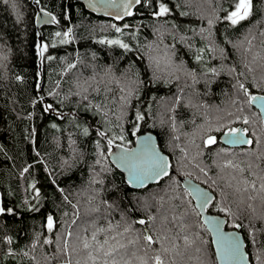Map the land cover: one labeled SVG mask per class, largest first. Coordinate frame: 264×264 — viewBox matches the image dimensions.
Masks as SVG:
<instances>
[{
	"label": "trees",
	"instance_id": "1",
	"mask_svg": "<svg viewBox=\"0 0 264 264\" xmlns=\"http://www.w3.org/2000/svg\"><path fill=\"white\" fill-rule=\"evenodd\" d=\"M238 2L141 0L115 20L79 0H0V190L12 209L0 264H218L181 175L215 193L208 210L239 224L264 264V122L250 102L264 93V0L232 24ZM161 3L170 11L157 16ZM39 8L54 23L38 27ZM239 125L253 143L223 144ZM146 130L173 172L133 188L108 153Z\"/></svg>",
	"mask_w": 264,
	"mask_h": 264
},
{
	"label": "water",
	"instance_id": "2",
	"mask_svg": "<svg viewBox=\"0 0 264 264\" xmlns=\"http://www.w3.org/2000/svg\"><path fill=\"white\" fill-rule=\"evenodd\" d=\"M81 1L87 10L101 16L108 18H113L118 20V16L122 17L121 19L130 16L135 7L140 3H137L136 0H79ZM127 13H131L130 15ZM55 17L52 13L39 8L36 16L37 26L48 25L54 23ZM249 92V90H247ZM252 96L257 98L264 97V93H254ZM251 96V97H252ZM251 104L258 109L261 114V117L264 122V101L257 99L251 101ZM237 129H241L239 135L242 139L247 140L251 139L249 135L248 128L243 125L237 126ZM247 130L246 132L243 130ZM220 141L228 146H246V143H230V136L228 135V130L221 133L219 137ZM130 154L133 163L136 164L139 168H143L146 162L150 161L154 155L162 157L168 165V174L160 176L155 179H146L143 183L140 180L132 179V173L130 168L125 164L122 157L125 154ZM109 159L111 162L124 174L126 180L130 183L133 188H142L152 183H158L164 177H167L173 172V161L171 156L165 152L160 144L156 133L152 130H146L139 133L134 143L131 146H124L121 144H115L111 147L108 153ZM180 181L182 185L189 191L191 196L194 199V203L200 212L201 219L208 228L211 237L212 243L215 249L216 258L218 264H232V262L225 257L223 254V247L226 241L233 238H238L240 244V251L243 253L245 259L241 264H253L250 259V254L246 247V240L240 228L237 227H228V217L221 213H213L208 211L209 205L215 200V193L207 186L197 181L191 176L181 175ZM131 180V182H130ZM206 194L207 201L205 202L202 199V196ZM0 207H3V196L0 190ZM1 214V213H0Z\"/></svg>",
	"mask_w": 264,
	"mask_h": 264
},
{
	"label": "snow or ice",
	"instance_id": "3",
	"mask_svg": "<svg viewBox=\"0 0 264 264\" xmlns=\"http://www.w3.org/2000/svg\"><path fill=\"white\" fill-rule=\"evenodd\" d=\"M137 3H140L141 0H136ZM253 4H252V0H239V2L236 4L235 6V10L231 12L230 15H228L226 17V19L230 20L232 22V24H236L238 23V21L243 20L245 18H247L252 10ZM169 8L161 3L159 6V10L155 13V15L157 16H162L165 15L169 12ZM127 14H131V13H127ZM118 19H121L122 17H117ZM70 31L65 32L64 36L67 37L70 35ZM117 31H120L119 28H117ZM57 36H60L61 34L58 32L56 33ZM68 41L66 39L61 40V43H67ZM108 43L111 44H120L121 47L127 49L128 45L127 44H123L121 41L119 40H112V41H108ZM48 48L47 44H44L41 48V55H43V52L46 51ZM49 59H51V57H49ZM197 59H199V57H197ZM213 71H215L213 69ZM241 88H243V85H241ZM245 92L247 93V89H245ZM257 99H260L262 101H264V97H260L257 98L255 96H252L250 98L251 101H255ZM49 108L51 107V105L48 106ZM262 107H264V105H262ZM47 110V109H46ZM138 118H142V117H138ZM245 123H247V121H245ZM241 129H237V128H230L228 129V135L230 136V143H246L251 145L253 143V141L251 139H247L244 140L242 139V137L239 135V133H241ZM243 131H247L246 129ZM101 135H103V133H101ZM120 139H123V137H120ZM112 141L109 140V144H111ZM208 144H214L216 143V138L215 137H209L207 140ZM122 159L124 160L125 164L130 168V171L132 173V179H136V180H140L141 183L144 182V180L146 179H155V178H159L160 176L163 175H167L168 174V165L166 163V161L162 158L159 157L158 155H154L153 158L146 162L145 166L143 168H139L136 164L133 163V160L130 157V154H125L124 157H122ZM131 182V180H130ZM253 187H255V185H252ZM261 188H264V184L261 185ZM202 199L206 202L207 201V196L206 194H204L202 196ZM5 211L11 212L12 209H5L3 207H0V213H4ZM139 223L143 224L145 223V221L140 220ZM47 227L49 229H51L53 227V219L51 216L48 217V222H47ZM235 227L239 228L240 225L237 224L235 225ZM69 236H71V233H68ZM145 240H147L149 242V244L155 243V241L153 240V237L151 235H148L146 237H144ZM93 240H95V237H93ZM47 243H51V241H46ZM107 243V241H105V244ZM83 247L85 249L90 248V244L85 241L83 244ZM103 245H100V249H103ZM121 247H123V245H121ZM240 244L238 242V238H233L231 240H228L225 242L224 247H223V254L225 255L226 258H228L232 264H241L242 261H244L245 257L243 255V253L240 251ZM118 251V249L116 248H110L108 251H106L104 253L105 257H113L114 253H116ZM89 258L95 262L96 257L92 256L91 253L89 254ZM156 264H164L163 260H161V258L159 256H157L156 258ZM68 264H72L71 260L68 261ZM104 264H109V260L105 259L104 260ZM111 264H119V262L116 259H112L111 260Z\"/></svg>",
	"mask_w": 264,
	"mask_h": 264
},
{
	"label": "bare ground",
	"instance_id": "4",
	"mask_svg": "<svg viewBox=\"0 0 264 264\" xmlns=\"http://www.w3.org/2000/svg\"><path fill=\"white\" fill-rule=\"evenodd\" d=\"M114 75V74H113ZM115 77V76H114ZM116 80H114V82H115ZM122 88V87H121ZM120 90V89H119ZM123 90V89H122ZM121 94H122V92H121ZM250 131V130H249ZM177 228V227H176Z\"/></svg>",
	"mask_w": 264,
	"mask_h": 264
},
{
	"label": "flooded vegetation",
	"instance_id": "5",
	"mask_svg": "<svg viewBox=\"0 0 264 264\" xmlns=\"http://www.w3.org/2000/svg\"><path fill=\"white\" fill-rule=\"evenodd\" d=\"M209 211V210H208ZM210 212V211H209Z\"/></svg>",
	"mask_w": 264,
	"mask_h": 264
}]
</instances>
